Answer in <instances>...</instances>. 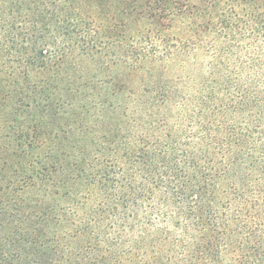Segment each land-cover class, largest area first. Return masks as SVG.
Listing matches in <instances>:
<instances>
[{"label": "trees", "instance_id": "obj_1", "mask_svg": "<svg viewBox=\"0 0 264 264\" xmlns=\"http://www.w3.org/2000/svg\"><path fill=\"white\" fill-rule=\"evenodd\" d=\"M0 264H264V0H0Z\"/></svg>", "mask_w": 264, "mask_h": 264}]
</instances>
